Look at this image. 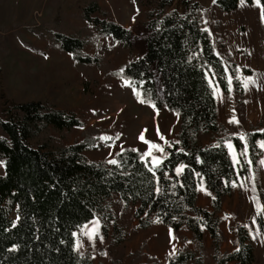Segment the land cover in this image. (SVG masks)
<instances>
[{
  "label": "trees",
  "instance_id": "obj_1",
  "mask_svg": "<svg viewBox=\"0 0 264 264\" xmlns=\"http://www.w3.org/2000/svg\"><path fill=\"white\" fill-rule=\"evenodd\" d=\"M137 1L145 10L141 21L149 34L144 52L121 70H113L103 54L85 53L91 43L100 46L101 37H112L127 48L134 39L131 29L109 18L100 0H84L81 6V16L89 23L87 34L86 28L67 33L51 21L31 26L30 31L47 37L52 50L68 52L77 63L93 64L110 77L129 80L143 101L176 113L177 141L167 147L168 155L159 165L129 146L115 155L116 164L93 161L85 153L91 138L68 145L62 142L75 128L85 126L78 111L51 99L7 100L0 116V162L5 164V172L0 173V264H104L77 249L76 231L100 218L114 253L127 240L129 212L135 205L139 227H150L156 218L182 238L168 264L204 263L205 248L214 264H256L255 246L242 226L238 247L221 250L225 240L221 212L239 178L250 173V165H257L264 128L248 132V155L241 137L224 133L210 79L224 93L232 87L241 108L244 87L233 69L229 81L200 0ZM240 1L217 0V7L232 12ZM261 3L264 10V0ZM11 47L7 35L0 39V57L12 74L21 68L25 55ZM227 141L238 152L239 168ZM202 179L213 193L212 208L198 202ZM117 196L123 200L121 212L116 211ZM258 221L264 233V219ZM182 228L191 232L193 247L180 235ZM154 264L161 263L156 259Z\"/></svg>",
  "mask_w": 264,
  "mask_h": 264
},
{
  "label": "rangeland",
  "instance_id": "obj_2",
  "mask_svg": "<svg viewBox=\"0 0 264 264\" xmlns=\"http://www.w3.org/2000/svg\"><path fill=\"white\" fill-rule=\"evenodd\" d=\"M200 2L204 7L206 26L219 55L226 63L229 81L232 82L233 69L243 84L244 94L245 87L251 94L248 97L244 95L241 108L232 87L229 93H224L210 79L224 133L243 137L246 146L244 152L248 155V132L258 127L264 128L263 119H255L254 123L249 119L257 116L261 118L262 113L264 118L263 6L261 0L259 4L256 0H241L236 10L221 12L217 0ZM83 3L84 0H0V39L7 35L12 50L25 55L21 60V68L13 75L11 67L0 57V116H3V105H6L7 100L24 102L51 99L60 107L75 109L85 121L84 127L75 128L69 138L62 141L64 144L91 138L93 143L85 153L93 161L113 160L119 151L129 146L157 165L155 160L161 163L168 155L167 147L177 141V114L168 109H158L153 103L141 102L143 100L129 80L110 77L93 64L83 66L75 61L72 54L48 47L47 37H40L30 31L31 26L51 21L57 22L67 33H77L86 28L84 31L87 34L89 23L81 16ZM100 3L110 12V19L132 30L134 39L127 48L116 43L112 37H101L97 42L100 46L91 43L85 53L103 54L113 70H121L145 50V38L149 34L141 21L145 10L139 7L137 0H100ZM223 22L231 26L227 40L232 55L226 52V43L223 44V33L220 32ZM5 28H8L6 33ZM156 83L160 93L158 74ZM258 110L263 111L260 113ZM141 134L143 140L140 139ZM152 144L159 147L152 148ZM226 145L239 168V155L234 144L227 141ZM259 145L263 151L257 165H250V173L239 178L234 194L224 201L221 228L225 240L221 250L231 252L238 247V234L242 226L255 246L256 264H264V233L258 221L260 217L264 219V163H261L264 161V140ZM149 151L151 155H147ZM247 159L251 162L249 156ZM4 172L5 164L0 162V173ZM212 199L213 193L202 179L198 186V202L212 208ZM115 201L119 204L116 211L121 212L123 200L117 196ZM136 208V205L133 206L129 212V234L118 251L113 253L109 250L100 218L91 220L76 231L77 249L104 264H154L156 259L161 264H168L183 244L182 238L156 218H153L150 227H139ZM86 233L93 235L90 238ZM179 233L186 236V244L193 247L191 232L182 228ZM207 243H210L209 235ZM204 251L208 257L200 264H214L208 248Z\"/></svg>",
  "mask_w": 264,
  "mask_h": 264
},
{
  "label": "crops",
  "instance_id": "obj_3",
  "mask_svg": "<svg viewBox=\"0 0 264 264\" xmlns=\"http://www.w3.org/2000/svg\"><path fill=\"white\" fill-rule=\"evenodd\" d=\"M224 24L221 26V28H220V32H222L223 34H222V37L224 38V45H225V43H226V52L228 51L231 55H232V50H230V48L228 47L229 45H228V40H227V34H228V32H229V30H230V25H228V23H226V22H223ZM218 51V50H217ZM228 53V54H229ZM260 85H258V87H259ZM244 95H246L247 97L249 96V95H251L250 94V91L248 90V88L247 87H245V94ZM263 111V110H262ZM261 110L259 111L258 110V112H262ZM259 117V118H258ZM253 123H254V121H255V119H263V123H264V118H263V113H262V115H261V118H260V116H257L256 118L255 117H251V118H249ZM261 121V120H260Z\"/></svg>",
  "mask_w": 264,
  "mask_h": 264
},
{
  "label": "snow or ice",
  "instance_id": "obj_4",
  "mask_svg": "<svg viewBox=\"0 0 264 264\" xmlns=\"http://www.w3.org/2000/svg\"><path fill=\"white\" fill-rule=\"evenodd\" d=\"M242 2H243V0H242ZM256 3L259 4V3H260V0H256ZM261 18H262V20H264V10H262ZM125 83H128V81H125ZM137 95H139V94L137 93ZM141 102H144V101H141ZM241 138H243V137H241ZM101 139H105V140H107V139H110V137H101ZM140 139H141V140L144 139L143 134H141ZM146 143H147V141H146ZM151 147H152V148H158L159 146H158V145H155V144H152ZM229 147L231 148L232 146L229 144ZM262 147H264V145H262ZM160 150L162 151V149H160ZM242 154H243V153H242ZM147 155H151V151H149V153H147ZM109 163L116 164L117 161H116L115 159H113V160H110ZM155 163H156L157 165H159L160 161L157 159V160H155ZM261 163H264V161H262ZM181 170H182V168H181V169H177V173L179 174V172H180ZM86 234L89 235L90 238H91L92 235H93V233H86Z\"/></svg>",
  "mask_w": 264,
  "mask_h": 264
}]
</instances>
